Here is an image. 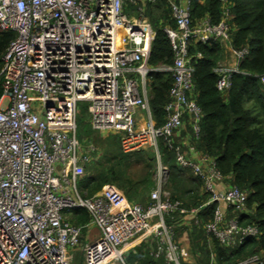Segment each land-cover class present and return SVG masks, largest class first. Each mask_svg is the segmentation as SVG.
Masks as SVG:
<instances>
[{
	"label": "built area",
	"instance_id": "built-area-1",
	"mask_svg": "<svg viewBox=\"0 0 264 264\" xmlns=\"http://www.w3.org/2000/svg\"><path fill=\"white\" fill-rule=\"evenodd\" d=\"M223 1L217 24L193 25L190 0H0V34L13 33L0 69V264H125L135 248L155 242L150 255L167 264H192V256L177 241L165 220L180 216V226L197 223L202 207L215 205L203 226L207 238L225 247L257 238L254 225H241L247 194L230 185L206 155L180 147L169 138L188 116L195 137L201 111L192 99L190 42H229L230 11ZM167 3L175 28H165L173 56L168 68L152 69L147 60L152 29L138 3ZM136 7V17L124 12ZM246 50L234 51L238 62ZM172 77L165 121L156 126L147 97V75ZM216 88L230 87L236 68H216ZM264 83V76L261 77ZM88 104L94 132L119 136L125 155L145 151L155 163L149 204L129 202L121 192L90 199L78 186L95 151L85 152L77 139L76 113ZM175 153L179 166L189 168L203 183L207 201L198 209H183L165 192L169 171L162 163L159 141ZM82 210L83 225L64 213ZM93 232H90L91 230ZM85 230L90 242L82 243ZM95 234V235H93ZM210 264H215L211 255ZM234 264H264V254Z\"/></svg>",
	"mask_w": 264,
	"mask_h": 264
},
{
	"label": "trees",
	"instance_id": "trees-1",
	"mask_svg": "<svg viewBox=\"0 0 264 264\" xmlns=\"http://www.w3.org/2000/svg\"><path fill=\"white\" fill-rule=\"evenodd\" d=\"M190 4L193 25L204 20L211 24L220 21L224 6L222 0H190ZM226 4L230 11L229 43L236 52L246 50L238 61L239 73L231 76L228 90L219 92L216 88L219 76L215 69L223 59L221 42H190L188 54L194 84L192 99L201 111L199 133L195 137L188 116H184L183 125L172 134L169 143L172 148L180 147L187 158H191L190 149L208 156L230 185L246 192V212L239 215L238 220L243 226H256L259 234L257 238L246 239L233 247H225L217 240L207 238L203 226L211 218L215 208L213 204L202 207L197 223L191 222L188 228L180 226V216L167 218L165 222L173 230L174 240L182 230L188 234L192 264H210L211 255L215 264H234L246 257L264 254V83L261 81L264 76V0H226ZM139 6L152 29L148 66L152 69L171 67L172 50L164 29H174L175 25L167 3L146 2L143 5L138 3ZM124 12L131 19L136 17L135 6L127 5ZM13 39V33L0 34V69L2 56ZM171 86L172 77L168 72L147 75L148 102L158 127L165 121L164 106L170 101ZM77 111L85 120L88 119L87 103L78 104ZM85 132L88 138L101 144L106 162H91L90 167L86 166L79 183L81 194L95 199L120 191L129 202L141 199L139 202L143 204L147 199L148 205L153 188V158L152 162L145 151L123 154L118 135L108 134L106 138L110 140L98 138L95 134L98 132L92 131L90 125ZM159 150L162 163L169 171L165 189L170 199L180 202L186 210L204 205L208 196L202 181L189 168L176 163L175 153L165 141H159ZM135 165L140 169L131 178L129 169ZM88 221V214L82 210L73 211L70 218V223L78 226ZM154 247V241L140 245L127 254V263L167 264L164 256L154 259L150 255Z\"/></svg>",
	"mask_w": 264,
	"mask_h": 264
},
{
	"label": "rangeland",
	"instance_id": "rangeland-1",
	"mask_svg": "<svg viewBox=\"0 0 264 264\" xmlns=\"http://www.w3.org/2000/svg\"><path fill=\"white\" fill-rule=\"evenodd\" d=\"M146 92H147V97H148V90L147 89H146ZM77 116H78V123H77ZM76 124H77V139H78V141L80 142V144L82 146V151L85 152L87 147H88V145H91L94 148V150H95L90 155V162L87 164V167H90L92 165L91 162H93V163H98L99 162V163L104 164L106 162V158H105V155H104L103 147H101V144L95 143V140H93V138H88L87 133L85 131H86V128L89 126V122H88V119L85 120V118L83 117V115H82V113L80 111L79 112L77 111V113H76ZM95 134L98 136V138H102V137L106 138V136L108 135V134H104V133H101V134L95 133ZM88 135H90V132H89ZM107 139L110 140L111 138H106V140ZM101 140H103V139H101ZM146 155H147L148 158H150L152 160V154L150 152H146ZM152 162H153V160H152ZM153 164H154L153 165L154 166L153 175H154L155 174V163L153 162ZM139 169L140 168L137 167L136 165L134 167L132 166L129 169L130 177L132 178L133 176H135L138 173ZM78 188L80 189V186H78ZM118 192H120V191H118ZM165 192L168 193L167 189H165ZM140 200L141 199H139V200L133 199L135 204H139L141 206H145L147 204V202H148V200L146 199V200H144V203L142 204V203L139 202ZM72 214H73V211L70 212V213H64V216L66 217L67 221L70 222V218H71ZM93 231L94 230L92 229L90 232H93ZM93 235H95V234H93ZM94 237H96V236H94ZM94 237H92V238L86 237L85 230H83L82 236H81L82 243H86V242L88 243ZM175 241H177V243H179L184 249H187V247L190 248V242H189L188 234L185 231H183V230L177 235V240H175ZM81 247L82 246H80V248L78 247V249H76L75 252H74V257H75V260H76L77 264L81 263L80 251H79L81 249ZM126 258H127V255H125L123 257V259H124L125 264H128Z\"/></svg>",
	"mask_w": 264,
	"mask_h": 264
},
{
	"label": "crops",
	"instance_id": "crops-1",
	"mask_svg": "<svg viewBox=\"0 0 264 264\" xmlns=\"http://www.w3.org/2000/svg\"><path fill=\"white\" fill-rule=\"evenodd\" d=\"M222 47H223V59L222 61L217 65V68H236L238 66V62L236 61V58L234 56V50L232 49L231 45L229 42H221ZM187 141L185 140L184 144H186ZM190 151H192L190 149ZM193 156H191L192 158ZM189 248L187 247V250ZM188 253L190 254L189 250ZM190 256H192L190 254ZM192 258V257H191ZM193 259V258H192ZM193 262V260H192Z\"/></svg>",
	"mask_w": 264,
	"mask_h": 264
}]
</instances>
